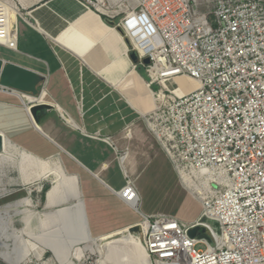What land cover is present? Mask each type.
<instances>
[{"label": "built area", "instance_id": "obj_1", "mask_svg": "<svg viewBox=\"0 0 264 264\" xmlns=\"http://www.w3.org/2000/svg\"><path fill=\"white\" fill-rule=\"evenodd\" d=\"M10 7L0 0V46L16 51ZM136 9L148 40L132 46L133 68L158 99L143 121L201 211L193 221L144 215L127 178L116 194L140 214L128 228H139L150 264H264V0H140L127 12ZM196 227L207 238L190 237Z\"/></svg>", "mask_w": 264, "mask_h": 264}, {"label": "crops", "instance_id": "obj_2", "mask_svg": "<svg viewBox=\"0 0 264 264\" xmlns=\"http://www.w3.org/2000/svg\"><path fill=\"white\" fill-rule=\"evenodd\" d=\"M49 1L51 0H19L23 13L18 16L22 18L23 23L20 27L17 26V16V50L0 46L20 56L18 61L0 55V72L7 65H11L44 78L36 87L43 90L40 99L31 93L19 92L0 84V135L3 137L4 146L0 154V165L8 161L17 164L20 182L22 178H27V166L43 171L41 179L53 176V184L45 195L46 210L61 209L63 207L60 206L68 201L74 202L69 207L75 208L76 199L70 197L75 192L79 193L82 209L84 204L90 236L100 239L129 227L94 238L89 223L99 221V218L91 217L99 214V209L103 208L96 204L97 201L107 202L109 207L113 208L110 212H122L124 203L116 192L122 188L127 178L132 180L135 186L141 178L149 162L147 150L151 148V143L147 144L148 137L140 131L137 122L140 113L148 111L151 106L145 110L137 109L113 85L122 77V66L113 64V60L108 62L107 52L109 51L111 58L117 54L118 57H123L122 46L114 39L116 35L113 32L110 35L114 43L107 47L108 49L105 48L106 38H103L100 45L104 49L93 47L78 54L39 29L36 11ZM71 1L87 6L105 24L106 16L101 14L104 12L88 5V0ZM99 5L101 6V3ZM116 33L119 34L117 31ZM110 47L114 52L110 51ZM115 52L117 54L112 55ZM130 63L133 65L131 61ZM28 97L37 100L31 101ZM33 103H45L50 106V109L37 113L36 125L27 110ZM9 145L18 153L7 151L6 147ZM58 173L63 174V179L58 180ZM137 191L140 213L148 216L168 214L143 213L140 210L142 196L138 188ZM67 198L69 200H66ZM23 200L25 202H21L22 204H31L29 199ZM125 211L128 210L125 208ZM58 236L60 237V234ZM70 236L75 237V232L68 237ZM73 240L75 242L71 247L81 242L76 238Z\"/></svg>", "mask_w": 264, "mask_h": 264}, {"label": "rangeland", "instance_id": "obj_3", "mask_svg": "<svg viewBox=\"0 0 264 264\" xmlns=\"http://www.w3.org/2000/svg\"><path fill=\"white\" fill-rule=\"evenodd\" d=\"M91 1L93 2L92 7L96 8L97 1ZM130 4H133L130 0H102L101 3V8L106 11V14L100 12L101 14H105L107 16H113L115 12L118 14L112 20L115 21L116 24L121 26L123 37H125V34L127 33L122 26V20L126 17V10L127 7L129 8ZM120 5L123 6V9L119 8ZM17 18V26L20 27L23 21L21 17L18 16ZM113 34L116 35L114 39H116L117 43L122 46V54H124V51L126 49L124 42L122 41V45L119 40L120 35H117L115 29L113 30ZM113 43L114 40L112 38V35H109V37L106 39L105 48L108 49L107 47H109ZM132 46L135 47L134 45ZM138 50H141V48H138ZM110 51L114 52V49L111 50L110 47ZM115 54L117 53L115 52L112 55ZM0 55L18 61L20 58L19 54L12 51H7L2 47H0ZM108 58L113 61H117L118 54L116 56H113L112 58L109 54ZM125 58H127V56H125ZM127 60L131 65L129 58H127ZM137 72L146 82L147 78L143 67L138 68ZM152 89L157 90L158 88L156 86H153ZM137 125L140 131L147 135V144L151 143V148L147 150L149 162L142 172L140 176L141 178L136 182V186L142 196L140 210L145 214H152L157 212L168 213L184 221H191L197 218L201 211L200 204L181 186L171 162L165 156L164 152L158 145L157 141H155L154 137L148 132V130L145 129L142 115L139 116ZM16 165L9 161L5 162L3 165H0V244L7 245L12 253H18V251H20L23 247H26V249H28L26 258H31L26 259L24 262L31 259L32 264H60L52 251L38 246V244H36V242H34V240H32L30 236L27 235V233L24 231L25 224L22 220L25 215L22 212H38L44 219L46 213L56 211L54 209H52L53 211L45 209V195L50 190V187L53 184L54 177L47 176L44 179H41L40 175L43 173V171H40L35 167L27 166V178H22V181L20 182V172ZM26 198L29 199L31 204L21 203V200ZM73 204L74 202L68 201L60 207L66 208L67 206L69 207ZM96 204L103 206V208L99 209V214L91 216L92 219L99 218L98 222L89 223L91 235L94 238L114 232L115 230L122 229L124 227H128L133 223L138 222L140 219L139 214H137L124 204L122 205V212H119L117 210H115V212H110L111 210H113V208L109 207V204L107 202L101 200L97 201ZM104 205H106V207H104ZM125 208L128 211H125ZM105 211H107V213ZM32 223H34V221H32ZM69 224L70 223H68V225ZM68 225L64 221L63 226L65 230L63 231V234L59 233L60 241H58L59 244H61L59 245L60 249L62 248V244H64V247H67L66 243L69 242L70 239L76 238V236L68 237L69 235H72L74 233V227H71L70 229ZM36 226L39 229L41 224H36ZM131 233L135 236V239L139 240V238L136 237L135 232ZM113 234L107 237L110 238L111 236H113ZM54 236L57 237L56 235ZM36 246L40 250H45L42 253L34 252L33 249ZM76 248H80L82 250H80L79 255L77 254V259L73 257L72 264H100L102 255L104 256V250L101 249V253L98 252L94 248V245L91 243L81 244L78 247L73 248L71 254L74 255ZM0 250L3 249L0 248ZM119 252L122 254L120 256H122L124 259L122 260V263L125 262L124 264H139L138 261L136 262L135 259L133 260L129 256L130 252H128V250H123L120 247L117 254ZM20 262L16 264H19ZM0 264L7 263L0 259ZM107 264L116 263L110 260Z\"/></svg>", "mask_w": 264, "mask_h": 264}, {"label": "bare ground", "instance_id": "obj_4", "mask_svg": "<svg viewBox=\"0 0 264 264\" xmlns=\"http://www.w3.org/2000/svg\"><path fill=\"white\" fill-rule=\"evenodd\" d=\"M9 1L12 7L8 9V15L10 16L12 23H16L17 10L14 8L16 5L12 0ZM97 1L99 3L96 4V9L106 13V11L99 5L102 3V0ZM130 1L133 3L132 5H137L140 2V0ZM119 8L123 9V6L120 5ZM115 14L117 13L115 12L114 15ZM35 17H37V25L41 31L52 36L58 43L77 52L78 54H82L87 50L89 51L93 47L103 48L100 45V41L103 40V38L107 39L114 30L113 28L103 24L99 17L87 6L75 3L71 0H51L36 11ZM132 19L136 21H132ZM122 26L136 48H144L147 45L145 43L146 40H148L145 23L141 18V11L139 9H136L135 12H127V17L122 20ZM121 37L122 36H120V39L123 41ZM126 54L125 49L123 57H118L117 61H112L113 64L122 66V77L113 85L122 93L123 96H125L132 106H135L139 110L148 109L151 103V108L148 111H145L144 113L139 112L140 115L143 116L148 114L157 105L158 99L156 98L155 92L151 91V89L147 87V83L138 74V72L135 71L133 65L129 64L127 60L128 56ZM124 55L127 56V58H125ZM107 59L108 62L111 61V59L108 58V52ZM102 74L104 75V73ZM183 82L186 86L190 87V89L197 86L196 82L191 80L184 79ZM164 86L171 91H176L173 81L164 82ZM160 98H163V96ZM28 100L33 99L28 97ZM6 150L10 153H18L11 145L6 147ZM56 177H58V180H61L63 179V174L58 173ZM70 198L76 199L77 203L75 208L66 207L54 212L46 213L44 219L38 212H22L25 214L22 219L25 224L24 231L32 240H34V242H36V244H38V246L52 251L60 264H72L73 257L77 259V254L79 255L80 250L82 249L76 248L74 255L71 254V251L73 248L85 243L93 244L94 248L100 253L101 249L104 250V256L102 255L100 264H107L110 260L114 261L116 264H124L125 262L122 263V260L124 259L120 256L122 254L120 252L117 254L120 247L123 250H128V252H130L129 256L133 260L135 259L136 262L138 261L139 264H150L141 242L134 238L135 236L129 231V228L114 233L113 236H111L112 238H108L107 236L100 239L91 238L86 228L79 193L75 192ZM66 200H69V198ZM21 202L24 203L25 200ZM32 221H34V223H32ZM64 221L67 225L70 223L68 225L70 229L71 227H74L73 231L76 234V239L78 237L81 242H78L71 247V245L75 242L72 239L71 242L68 243L67 247H64L62 244V248H64L60 249L59 245L61 244H59L58 241L60 240L58 234H63V231L65 230L63 226ZM36 224H41L39 229ZM0 248L3 249L0 250V259L7 264H16L21 260L22 261L20 263H22L26 259L31 258H26L28 253V249H26V247H23L20 251H18V253H12L5 244H0ZM33 250L38 253H42L44 251L40 250L37 246Z\"/></svg>", "mask_w": 264, "mask_h": 264}, {"label": "water", "instance_id": "obj_5", "mask_svg": "<svg viewBox=\"0 0 264 264\" xmlns=\"http://www.w3.org/2000/svg\"><path fill=\"white\" fill-rule=\"evenodd\" d=\"M105 17V16H104ZM104 23L107 26L114 27V29L122 36L123 42L126 47V52L128 58L132 62V64L136 65L138 63V54L135 49L132 47V43L128 37H123L121 34L122 30L121 27L116 24L115 21H113L111 18L105 17ZM143 63L148 64L149 59L145 58L143 60ZM1 65V61H0ZM44 78L37 76L36 74L29 72L27 70H22L19 68H16L11 65H7L1 72H0V84L7 86L9 88H12L13 90L19 91V92H25V93H31L32 96H38L40 97L42 94V89L38 90L36 87L39 83L43 82ZM50 109V106L45 103H33L29 106L28 113L30 117L32 118L34 124L36 125L38 122L37 113L41 110H48ZM4 146H3V137L0 135V154L3 152ZM83 211H84V220L86 222V228L88 230V233L90 235V231L88 228L86 213L84 210V204H83ZM138 227L133 226L129 228L130 232H138ZM189 236L190 237H196V236H202L206 237L205 229L203 227H196L194 229L189 230Z\"/></svg>", "mask_w": 264, "mask_h": 264}, {"label": "trees", "instance_id": "obj_6", "mask_svg": "<svg viewBox=\"0 0 264 264\" xmlns=\"http://www.w3.org/2000/svg\"><path fill=\"white\" fill-rule=\"evenodd\" d=\"M121 34L123 35V33L121 32Z\"/></svg>", "mask_w": 264, "mask_h": 264}]
</instances>
